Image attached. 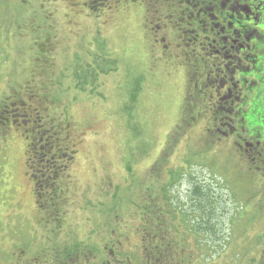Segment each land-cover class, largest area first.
<instances>
[{
	"label": "rangeland",
	"instance_id": "rangeland-1",
	"mask_svg": "<svg viewBox=\"0 0 264 264\" xmlns=\"http://www.w3.org/2000/svg\"><path fill=\"white\" fill-rule=\"evenodd\" d=\"M183 1L0 0V236L11 234L14 242L28 244L38 230L45 241L51 234L44 226L58 224V209L65 215L60 242L86 241L93 259L107 241L119 253L133 252L132 260L143 264V216L135 204L156 197V204L168 208L152 191L164 188L166 164L192 175L173 188L172 202L184 217L185 203L193 207L195 185L215 203L209 208L217 235L203 247L191 239L183 260L264 264V159L253 163L239 150L246 136L235 131L225 138L219 132L227 130L222 122L239 125L228 115L215 120L218 108L227 104H220L218 95L230 88L227 84L217 93L216 86L226 77L225 65L233 67L239 55L231 48L227 59L212 54L207 40L212 36L196 31L190 18L198 9ZM231 46L237 49L238 43ZM237 77L231 83L238 86L233 97L242 94ZM137 85L140 95L130 103ZM258 106L264 113L263 96L251 103ZM38 132L43 142L29 156L26 138ZM57 133L55 141L75 153L74 162L63 173L57 208L46 201L47 188L41 211L29 178L41 164L30 171L26 162L33 165L40 155L54 159L40 146ZM53 166L48 168L52 176ZM158 178L162 184L155 182ZM8 208L21 210L22 217L18 213L6 222ZM175 221L167 218L169 241L176 239L173 226L182 230L181 219Z\"/></svg>",
	"mask_w": 264,
	"mask_h": 264
},
{
	"label": "flooded vegetation",
	"instance_id": "flooded-vegetation-1",
	"mask_svg": "<svg viewBox=\"0 0 264 264\" xmlns=\"http://www.w3.org/2000/svg\"><path fill=\"white\" fill-rule=\"evenodd\" d=\"M183 3L188 5V7L191 6L193 9H198L196 18L192 17V14L190 18L194 22L196 31L204 34L209 33L212 36L213 39L207 38L210 41L209 48L212 54L221 55L227 59L228 49L231 48V51H235L237 56L239 55V57H235L234 62L230 63L233 67L230 68L229 64L225 65L226 70L224 69V72L226 77L216 86V92L219 93V90L224 89L227 84L230 85L228 91H224L222 98L220 93L218 95L219 101H221L220 104L225 101L227 104L226 108H218L216 114L228 115V119L232 123L239 124L236 127L231 125L228 129V132L231 131L230 137L236 135L235 131L238 132L237 137H240L241 134L246 136V139L242 140L243 143H241L239 150L244 149L246 156L252 159L253 163L258 159V161L262 162L264 159V113L260 111L259 106L257 109L252 108L251 103L256 101L258 97H264V53H262L264 49L261 47V44L264 43V0H204L203 3L201 0H184ZM233 43H238L237 49L231 46ZM243 52H247V54H242ZM240 54H242V57H240ZM243 63L247 66H243ZM235 75L238 76L237 84L240 86V91H242V94H237L239 97L232 96V91H235L234 87H238L234 85L233 88L231 87ZM209 85L208 81L203 83V93L205 89L209 88ZM257 88H263V90L258 92ZM208 94L209 91L205 95L207 96ZM239 94L243 97H240L241 95ZM230 99L231 101L229 102L228 100ZM247 100L249 101L248 109L242 111V108L247 105ZM236 103H238L237 109L234 108ZM254 116L256 119L252 120ZM216 118L215 120H218ZM221 121L222 118L220 119ZM222 125L225 124L222 122ZM25 133L27 134L28 131ZM26 140H29V138H26ZM38 167L40 166H31L28 161L26 162V168L30 171ZM64 175L61 176L60 180L50 181L48 178L43 182L45 183L44 185L41 184L42 190L51 188V191L46 190L48 197L46 201L52 202L53 207L57 206L56 200L59 201V198L64 193V186L62 185ZM29 178L34 184L36 193L38 184V182L35 183L36 176ZM44 195H38L40 200L35 202L38 207L37 210L41 209L42 211V208H44V203L46 202L44 201ZM55 211H58L55 215L60 220L53 228H50L49 225L44 226L48 228L51 234L45 241L42 233L38 232V230L33 232V237H35L33 243L28 244L27 240H23L24 243H16L11 234L2 233L0 236V264H137L132 260L131 255L134 254L133 252L119 253L107 241L103 242L104 245L98 246L101 249V253L96 255V251L95 254H92L93 259H90L89 244L86 241L60 242L58 238L61 233L58 230L63 227L65 215L58 209ZM7 212L4 214L6 222L12 220L18 213L22 217L21 210L8 208ZM60 214L61 217H59ZM44 222L48 224L47 220ZM21 231L18 230V232ZM106 251H109V253Z\"/></svg>",
	"mask_w": 264,
	"mask_h": 264
},
{
	"label": "trees",
	"instance_id": "trees-1",
	"mask_svg": "<svg viewBox=\"0 0 264 264\" xmlns=\"http://www.w3.org/2000/svg\"><path fill=\"white\" fill-rule=\"evenodd\" d=\"M111 69L112 68L110 67L109 70ZM139 87L140 86L137 85L133 88V90H135L136 92H134L133 90L131 91L130 103H135L138 100V96L140 95L139 93L141 92L139 91ZM127 110H129V108ZM221 116L222 114L217 115L216 119L220 121ZM131 120L132 118H130V121ZM27 122L25 121L24 124H27ZM224 126H226V132H219L225 138H229L231 136V131L228 132V129L231 127V125L225 124ZM213 131L217 132L218 130ZM41 134V132H38L35 137L29 138L31 142V144L28 145L29 149L27 151L29 156L33 152V150L37 151L38 149L36 148V146L43 142ZM55 136H58V133L53 136H47L46 143L44 144L45 148L43 146H40V149L43 152L46 151L48 153H52V158L54 159H44V157L40 155L38 158L33 159V165L29 163L31 166H37V162L41 164V170L39 169V171L37 172L35 181V183L38 182L36 190L37 194L40 196L43 195L41 184H45L43 183L45 179L49 178L50 181L55 179L60 180L63 173L68 170L74 162L75 153H73L72 151L65 150V147L63 145H60L57 139L55 141ZM52 140L55 142H53ZM163 160L164 159H162V162H159L158 164L159 170H161V168L163 167ZM60 162H62L63 165L58 166ZM42 164H44V166ZM54 164L57 167H52L56 168L52 176V174H48V168L49 166ZM164 167H167L165 171L163 170L164 180H162V183H164V188H161L159 190L158 188H156L152 191H154L156 194H159L160 198L167 202L168 208L165 207L164 204H156L155 201L158 200V198L156 197H151L152 202L147 201L144 203H140L141 205L135 204V208L138 207L142 212L140 216H143V220L141 219L143 225L141 229H139L144 243L142 245L143 250L140 258L143 260V264H187V261L183 260V255H185L183 253L185 251L187 253L189 251L188 249L191 248V239L195 240L198 246L203 247L204 244L207 245V243H209L212 237H215L217 235V228L214 223L213 213L209 208V206H211V208H214L215 203L214 199L212 197H209L208 191H206L205 189H201V186L195 185V187H193V189L191 190V203L194 202L193 207H191V205H188V203H185V208L188 207V209L186 212V217H184L183 214H181L180 211L175 208L172 202V198H174L173 188L179 185V183L184 180L185 177H190L192 175L190 171H186L184 168L182 169L179 167L178 169H171L166 164ZM190 167L191 164H189L188 168ZM130 168L131 167L129 165L128 169ZM130 172L131 174H133L131 169ZM132 177H134V174ZM159 179L160 178H158L157 180ZM133 180L134 179H132V181ZM157 180L155 182L160 184L161 180ZM146 198V200H149L150 196L148 195ZM170 216L174 221L176 220L175 222H177L178 224H180L179 220L181 219V232L178 231V227L173 226L171 228L173 230V233L176 234L175 241H169L165 234L167 232V218ZM182 216L184 217V219H182ZM110 234L112 235V233ZM151 258L153 259L151 260ZM193 258L194 257H191V259Z\"/></svg>",
	"mask_w": 264,
	"mask_h": 264
}]
</instances>
